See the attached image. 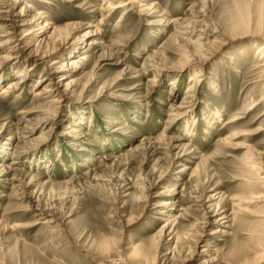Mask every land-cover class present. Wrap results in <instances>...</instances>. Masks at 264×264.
Here are the masks:
<instances>
[{"label":"rangeland","instance_id":"374dc122","mask_svg":"<svg viewBox=\"0 0 264 264\" xmlns=\"http://www.w3.org/2000/svg\"><path fill=\"white\" fill-rule=\"evenodd\" d=\"M46 1L0 46V264H264V0Z\"/></svg>","mask_w":264,"mask_h":264},{"label":"bare ground","instance_id":"6f19581e","mask_svg":"<svg viewBox=\"0 0 264 264\" xmlns=\"http://www.w3.org/2000/svg\"><path fill=\"white\" fill-rule=\"evenodd\" d=\"M40 2L46 3V0H38ZM195 1V0H193ZM11 2V4H10ZM12 2L13 0H0V46H9L10 50L12 51H17L20 49L21 45L23 44V46L27 47L29 44H31V39H32V32L31 30V26H33L34 24H38L40 23V21L43 19L44 15L42 13L37 14L36 17L33 18V20H29L28 19V15L29 13H31L33 11V7L30 4H25V7L23 9V11L21 13H18L17 15H15V17L12 16L11 14V6H12ZM142 2H144L143 0H125L124 2H119V3H115V0H107V7L104 9V11H106L107 13H105L104 15H102V21L108 19L111 15V12H116L117 9H121V8H127L129 6H131L132 8L134 7H139V11L142 15L144 16H151L149 15L150 13L153 14V10L155 9L154 7H148L147 5H144ZM133 8V9H134ZM129 10V9H128ZM102 11V10H101ZM126 11V10H125ZM124 11V12H125ZM130 12V11H129ZM128 13V12H127ZM194 14H197V12H194ZM193 14V15H194ZM125 15V14H124ZM106 18V19H105ZM194 21L191 19V21H193V26L196 28V26H199L200 22H199V17H193ZM190 22V21H189ZM53 24L50 21H46L44 22V25L42 27H40V31L37 32L36 34H40V37H43L48 31H50V29H53ZM55 29V28H54ZM188 30V29H187ZM193 32V31H192ZM198 32V31H197ZM20 33H23V35L20 37ZM189 33V31H188ZM35 35V34H34ZM36 36V35H35ZM37 37V36H36ZM43 40V39H42ZM41 40V41H42ZM33 42V41H32ZM42 43V42H41ZM41 46V45H40ZM39 50V49H38ZM262 54V51L259 53ZM43 56V55H42ZM5 57H9V56H1L0 60L3 59ZM38 57V55H37ZM43 58H45V56H43ZM89 58L86 55H81L78 58V62H82L85 59ZM149 58H151V56H149L147 59L149 60ZM194 59V58H193ZM39 60V59H37ZM40 61V60H39ZM45 62V61H44ZM77 63V62H76ZM40 64V63H39ZM59 62L55 61L53 63H51V65L49 67H47L48 69H45L44 74L42 76L41 79H39L37 81V84L35 86V88H40L42 86H44V82H49L48 84L50 85L51 82H57L58 80H62L65 76L63 66H58ZM193 63H191L190 61H188L186 63V65H183L181 68L186 67L188 65H191ZM77 65V64H76ZM36 67L38 66V64L35 65ZM78 66V65H77ZM147 68H149V65H146ZM79 67V66H78ZM161 70V67L160 69ZM183 71V70H182ZM18 78H23L25 76L24 71H22L19 75ZM62 78V79H61ZM42 80V81H41ZM73 83V82H72ZM66 84V86L70 87L73 84ZM19 88L21 89V87H19V81L17 82H11L8 84L6 90H4V93L7 92H11V91H15V90H19ZM187 92H190L189 89ZM52 93L51 90H41V89H37V91H35V96H50V94ZM60 97V96H59ZM63 98V96H62ZM175 109H182L180 106L179 107H175ZM180 119V118H178ZM29 123V122H28ZM32 123V122H31ZM35 123V122H34ZM50 123L49 119H44V120H40L39 122H37L34 125L39 126V128H35V127H28L26 126V123L22 126V127H18V130L20 133V135H23L22 138L24 141H22V144H25L26 140L27 141H34V135L40 130V129H45L43 128L44 126H48ZM20 125V124H19ZM39 129V130H36ZM71 133H78L75 134L76 137H79L81 133V130L79 129H71L70 131ZM45 132H43L44 134ZM33 139V140H32ZM24 146V145H23ZM253 153V152H252ZM105 160L107 159V157H104ZM103 158V159H104ZM7 170L5 168H3L2 165H0V178H3L6 176L7 174ZM262 173V172H261ZM80 178V177H79ZM263 198V197H262ZM259 201H263L261 200V197L258 198ZM257 201V200H256ZM168 204V203H167ZM163 206V205H162ZM242 209V208H241ZM243 210V209H242ZM238 211V210H237ZM232 213V212H231ZM219 214V213H218ZM233 215V213H232ZM231 215V216H232ZM222 216V215H221ZM220 216V217H221ZM218 218V217H217ZM228 218L230 217H224L223 219L220 220H225L226 223H230L232 221L229 220ZM224 222V223H225ZM169 223V222H168ZM225 225V224H224ZM170 225H164L163 228H161L162 233H164V235L168 232V234L170 236H174L176 234L174 229L169 227ZM226 228H230L229 226ZM145 251V250H144ZM135 253V252H134ZM144 253V252H143ZM137 255V254H136ZM140 255V254H138ZM144 256V255H143ZM146 256V255H145ZM259 257V256H258ZM147 258V256L145 257ZM161 258V257H160ZM166 258V257H165ZM149 259V258H148ZM260 259V258H259ZM148 261V260H147ZM167 261V260H166ZM155 262V261H154ZM153 262V263H154Z\"/></svg>","mask_w":264,"mask_h":264}]
</instances>
